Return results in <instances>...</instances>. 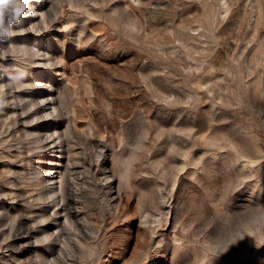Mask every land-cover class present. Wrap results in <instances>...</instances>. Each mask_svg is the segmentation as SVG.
<instances>
[{"label":"rangeland","instance_id":"obj_1","mask_svg":"<svg viewBox=\"0 0 264 264\" xmlns=\"http://www.w3.org/2000/svg\"><path fill=\"white\" fill-rule=\"evenodd\" d=\"M36 4L0 0V264H264V0Z\"/></svg>","mask_w":264,"mask_h":264},{"label":"bare ground","instance_id":"obj_2","mask_svg":"<svg viewBox=\"0 0 264 264\" xmlns=\"http://www.w3.org/2000/svg\"><path fill=\"white\" fill-rule=\"evenodd\" d=\"M37 1V0H36ZM15 3V2H14ZM51 3H52V0H38V4H36V6L39 8V9H41V11L43 10V9H45V10H43L42 11V14H43V16H45V15H47L49 12H50V10H51ZM33 10H35V9H33ZM47 13V14H46ZM45 14V15H44ZM49 15V14H48ZM43 19V18H42ZM42 22H43V20H42ZM44 22H45V17H44ZM43 22V24H45ZM21 26V25H20ZM37 26V25H36ZM36 26L34 25V27H32V28H36ZM31 27V26H30ZM39 27V26H38ZM38 27L36 28L39 32H40V30L38 29ZM29 28V27H28ZM27 27H25V25L24 24H22V29H21V31L23 30V31H27L28 32V30H30V29H28ZM12 32H13V30H11ZM1 34V33H0ZM5 34V33H4ZM3 35V34H2ZM1 35V36H2ZM3 39V38H2ZM28 40V39H27ZM23 44V43H22ZM25 45H26V43H24ZM13 46H15V45H13ZM28 46H30V45H28ZM22 47H23V45H22ZM32 47V46H31ZM33 48V47H32ZM24 49V48H23ZM25 50V49H24ZM31 51V50H30ZM33 51V50H32ZM36 51V50H35ZM35 51H33V52H35ZM36 53H38V51H36L35 52V54L34 55H36ZM4 54V53H3ZM1 57H2V59H6V55L4 56V55H0ZM1 60V59H0ZM26 101H28V100H26ZM36 102V101H35ZM26 103V102H25ZM29 103V102H28ZM31 103V102H30ZM34 103V102H33ZM35 106H36V104H34ZM47 104H39V105H37L36 107L35 106H32V107H35V109H34V111H33V113L34 112H39V111H41V110H44L45 109V106H46ZM28 106V105H27ZM26 109H29L30 110V107L28 108H26ZM54 109H56V108H54ZM53 109V110H54ZM14 110V109H13ZM30 112V111H29ZM32 112V111H31ZM43 112V111H42ZM49 113V112H48ZM17 114V113H16ZM28 114V113H27ZM15 114L13 113V116H14ZM23 115V114H22ZM17 116H18V114H17ZM44 117H45V115H44ZM34 118H36V117H34ZM38 119V118H37ZM37 132V131H36ZM33 134V133H32ZM34 134H35V132H34ZM41 134H42V132L41 131H38L36 134H35V136H36V138L37 139H39V141H42L43 143H44V141H45V139L44 138H42L41 137ZM53 134V133H52ZM34 136V137H35ZM61 136V135H60ZM32 137V136H31ZM49 137H51L52 138V135H50ZM58 137V136H57ZM58 138H60V137H58ZM37 139H35L36 141H38ZM34 140V139H33ZM46 141H49L48 143H46ZM45 141V146L47 145V144H49V143H51V144H49L50 146H53V147H58V149H59V147H60V150H59V152L60 153H62V151L64 150V152H65V149L63 148V141L61 140V138H60V140H59V142H57V139H56V141H55V139H49V140H46ZM35 142V141H34ZM36 143H38V142H36ZM40 143L41 142H39V145H40ZM48 145V146H49ZM49 146V147H50ZM67 146H65V148H66ZM42 148V147H41ZM44 148V147H43ZM67 148H69V145H68V147ZM57 149V150H58ZM56 150V149H55ZM67 152V151H66ZM62 156V155H61ZM59 157V156H58ZM59 160H61V159H59ZM50 161L52 162V161H56V159H54V158H51L50 159ZM49 162V161H48ZM50 163V162H49ZM58 163V162H57ZM59 164V163H58ZM74 164V163H73ZM50 170L52 171L53 170V172H56V170L54 169V168H50ZM49 171V170H48ZM50 171V172H51ZM59 171V170H58ZM57 171V172H58ZM62 176V175H61ZM48 180V179H47ZM61 183H62V181H61ZM62 186V185H61ZM68 197V196H67ZM70 198H71V196H69ZM64 198V197H63ZM66 198V197H65ZM73 198V197H72ZM54 200V199H53ZM57 200V199H56ZM55 200V201H56ZM54 201V202H55ZM66 201H67V199H66ZM72 201V200H71ZM78 201V200H77ZM73 203H74V201H73ZM73 203H72V205H73ZM77 203V202H76ZM75 203V204H76ZM67 204V203H66ZM68 206V205H67ZM76 207V206H75ZM67 211H69V213L70 214H72V213H74V210H72V208H70L69 210H67ZM67 214H68V212H67ZM67 216H69V215H67ZM60 232V231H59ZM61 234V233H60ZM45 236V235H44ZM46 236H49V235H46ZM49 238H50V236H49ZM48 238V239H49ZM43 239H45L44 237H43ZM47 240V239H46Z\"/></svg>","mask_w":264,"mask_h":264}]
</instances>
